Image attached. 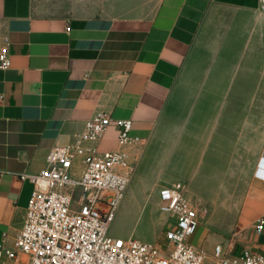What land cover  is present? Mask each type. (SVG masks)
Masks as SVG:
<instances>
[{
  "label": "crops",
  "instance_id": "crops-1",
  "mask_svg": "<svg viewBox=\"0 0 264 264\" xmlns=\"http://www.w3.org/2000/svg\"><path fill=\"white\" fill-rule=\"evenodd\" d=\"M4 36L0 246L14 248L26 217L33 183L22 174L106 111L132 121V141L121 145L112 123L84 146L127 151L128 189L159 202L161 188L186 182L198 246L264 254V0H0Z\"/></svg>",
  "mask_w": 264,
  "mask_h": 264
},
{
  "label": "built area",
  "instance_id": "built-area-1",
  "mask_svg": "<svg viewBox=\"0 0 264 264\" xmlns=\"http://www.w3.org/2000/svg\"><path fill=\"white\" fill-rule=\"evenodd\" d=\"M9 39L0 38V69L11 66ZM116 123L118 142L132 141L130 119L114 120L98 111L86 119L74 140L53 147L37 173L22 174L33 183L26 217L13 249L0 246V259L24 253L27 264H264V254L245 248L233 255L222 243L211 248L189 238L201 223L199 205L188 195L186 182L161 188L159 209L168 214L161 240L118 236L111 226L131 182L135 167L129 153L114 149L96 152L84 142L98 140ZM82 157L79 172L74 162ZM263 228V220L257 230Z\"/></svg>",
  "mask_w": 264,
  "mask_h": 264
},
{
  "label": "rangeland",
  "instance_id": "rangeland-1",
  "mask_svg": "<svg viewBox=\"0 0 264 264\" xmlns=\"http://www.w3.org/2000/svg\"><path fill=\"white\" fill-rule=\"evenodd\" d=\"M142 197L137 187L127 189L111 226V233L118 236H135L142 240H161L169 224H165L168 214L159 209L157 192L148 190ZM202 228H197L189 240L196 244Z\"/></svg>",
  "mask_w": 264,
  "mask_h": 264
},
{
  "label": "bare ground",
  "instance_id": "bare-ground-1",
  "mask_svg": "<svg viewBox=\"0 0 264 264\" xmlns=\"http://www.w3.org/2000/svg\"><path fill=\"white\" fill-rule=\"evenodd\" d=\"M158 204H159V202H158Z\"/></svg>",
  "mask_w": 264,
  "mask_h": 264
}]
</instances>
